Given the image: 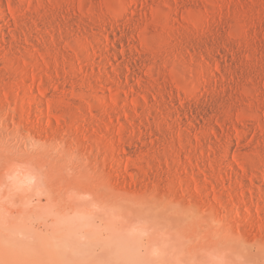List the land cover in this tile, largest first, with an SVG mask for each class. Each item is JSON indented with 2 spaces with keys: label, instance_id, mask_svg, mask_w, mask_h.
<instances>
[{
  "label": "bare ground",
  "instance_id": "obj_1",
  "mask_svg": "<svg viewBox=\"0 0 264 264\" xmlns=\"http://www.w3.org/2000/svg\"><path fill=\"white\" fill-rule=\"evenodd\" d=\"M228 2L0 0V214L43 226L0 264H264V8Z\"/></svg>",
  "mask_w": 264,
  "mask_h": 264
},
{
  "label": "rangeland",
  "instance_id": "obj_2",
  "mask_svg": "<svg viewBox=\"0 0 264 264\" xmlns=\"http://www.w3.org/2000/svg\"><path fill=\"white\" fill-rule=\"evenodd\" d=\"M209 1H212V2L215 3V4L212 3L213 6H215L216 4H217V5L220 4V3H218V0H209ZM228 1H229V2H228ZM228 1L226 0V2L230 3V4L233 6L234 4L238 3L239 0H238V1H237V0H233V1H237V2H232V0H228ZM250 1H251V0H245V1H244L245 3H244L242 0H240L239 3L241 4V2H242V4L244 3V5H242V4H241V5H240V4L237 5V4H236V6H233V7H234V8H237V6H240V7H238L239 9L237 8L238 11L240 10V11L244 12V11H245L244 8H247V9H248L249 6H250V9L252 8L253 4H250V3L254 2V0H252V2H250ZM256 1L259 3V4H257V6H256L257 8H258V7H259V8H260V7H263V8H264V5H263L264 2H262L263 0H261V1H260V0H256ZM259 1H260V2H259ZM194 2H195V1H194ZM231 2L234 3V4H232ZM261 3H262V4H261ZM249 4H250V5H249ZM260 4H261V5H260ZM217 5H216V6H217ZM248 5H249V6H248ZM251 5H252V6H251ZM218 6H219V5H218ZM220 6H221V5H220ZM220 6H219V7H220ZM243 6H244V8H243ZM245 6H246V7H245ZM247 6H248V7H247ZM191 8H193V10H194V11L197 13V15H199V16H203L204 13L206 14L203 5L200 4L199 2H198V3H196V2H195V3H192ZM216 8H217V7H216ZM241 8H242V10H241ZM263 8H260V11H261V9H263ZM247 9H246V10H247ZM253 9H254V8H253ZM253 9H252V10H253ZM254 10H255V9H254ZM263 10H264V9H263ZM223 11H225V10H222V15H223L222 17H224V16H225V13L227 12V11H226V12H224V14H223ZM263 12H264V11H263ZM202 13H203V15H202ZM228 13H229V12H227V13H226V17H224V19L226 18V19L224 20V23H225L226 21H228V19L230 18V14H228ZM216 16H217V15H216ZM220 16H221V14H219V16H218V20H217V21H223V19H222ZM227 17H228V18H227ZM220 18H221V19H220ZM234 20H235V19H234ZM230 22L233 23V19H232V21L229 19V24H230ZM232 23L229 25L228 22H226V26H227V24H228V25H229L228 28H232L233 31H234L235 29H238V30H239V27H240V26H239V23H237V21H234L233 24H232ZM237 24H238V25H237ZM233 28H234V29H233ZM232 30H231V31H232ZM253 35H254V34H253ZM259 35H260V34H259ZM226 37H227V36H226ZM260 38H261V42H262L263 40H262L261 35H260L259 39H260ZM235 39H236V41H237L238 38H235ZM235 39L232 38V40H234V41H235ZM256 39H257V38H256ZM259 39H258V42H259ZM223 48H225V47L223 46ZM260 89H261V90H258V88H256V90L254 89L255 91H253V92H256V93L258 94L260 91L264 90V85H261V86H260ZM258 91H259V92H258ZM245 109H246V108H245ZM127 176H128V175H127ZM28 184H29V182H28L27 184H24V186L27 187ZM144 185H145V184H140V183H139V185H138V186L140 187L139 189L141 190V188H142L143 191H147V189H148V191L151 190V191H149V193H152V192H153L154 189H151V188H153V186H151V184H148V186L150 185V189H149V187L147 188V187H145L146 185H145V186H144ZM164 185H165V184H164ZM115 187H116V186H115ZM112 189H113V188H112ZM115 190H116V189H115ZM141 191H142V190H141ZM141 191H140V192H141ZM143 191H142V192H143ZM148 191H147V193H148ZM157 192H158L159 195L156 194ZM157 192H156V190H155V194H156L159 198L162 196L160 193H164L163 191L161 192V190H158ZM170 192H171V191H170ZM178 192H179V191H175V192H174L173 190H172V192H171V193H173V195H174V193H176V194L174 195L175 199H176L177 197L180 199V194H179ZM177 193H178V196H177ZM160 195H161V196H160ZM164 196L166 197L165 194H164ZM32 197H33V198H32ZM32 197H30V198L28 199L26 205L31 206V204L33 205V203L36 204L37 200H36L35 196H32ZM31 199H32V200H31ZM162 199H163V201H164V199H166V198H163V196H162ZM33 200H34V201H33ZM32 201H33V203H32ZM35 201H36V202H35ZM28 202H29L30 204H29ZM42 202H43V200H42ZM0 218H1L2 221H4V219H5V222H7V221H11V220H12V221H17V222H19V221H21V220H22V221H25V220H26L29 224H30V223L32 222V220H33V221H34V225L36 226V227H35V226H34V227H35L36 229H38V228H39L40 230L43 229V226L41 227V223H39V224L37 225V221H38V220H36V219L34 220V219L31 218L30 216H27V214L24 213V212H22V213H16L15 211H14V212H3V213L0 214ZM70 220H72V219H70ZM2 221L0 222V235H2V234H4V233H8V232H10V231H8V230L6 229V226H7V225H6L5 223H3ZM26 221H25V222H26ZM27 222H26V223H27ZM35 222H36V223H35ZM209 222H211L210 219H209ZM213 222H214V223H212V225L215 224V227H218V226L220 227V226H221L220 220H214ZM216 222L218 223L217 226H216V224H217ZM3 225H4V226H3ZM40 227H41V228H40ZM213 227H214V226H213ZM233 227H234V226H233ZM85 228H86V227H83L82 229L84 230ZM39 229H38V230H39ZM202 229H203V231H202ZM205 229L207 230L208 228H201V229H199V230L197 231V233H196V234H198V235L195 234V237L192 236L193 240L191 239V241H192L193 243H192L190 240H189L190 242L187 241V243H185L184 247L186 248V251L188 250V247H189V250H188V251L192 252V250H194L193 253H195V251L197 250V248H199V247L202 248L203 243H204V246H205L206 244L208 245V243L211 242V239H212V241H213L214 238H216L215 236L213 237V235H211V237H210V234H209L210 232H207ZM209 229H211V228H209ZM138 231H140V230H138ZM138 231H137V233H138L139 235H140V233H141V237H144V238H145V235H146L147 232L144 231V230H143V231L141 230L142 232H138ZM199 231H200V233H199ZM1 232H2V233H1ZM145 232H146V233H145ZM206 232H207V233H206ZM10 233H11V232H10ZM234 233H235V235H234L235 237H236V235L238 236V234H237L238 232H237V231H234ZM142 234H143V235H142ZM144 234H145V235H144ZM207 234L209 235V238H208V235H207ZM11 235H12L13 237L17 238V239H21V240H23V241H26V240L29 241V238H26L27 235H26L24 232H21V231H19V230H18V231L16 230L15 232H12ZM205 235H206L207 237H206ZM78 236L80 237L81 234H79ZM243 237H244V240H246V241L243 240ZM243 237H242V236L240 237V239H241V240H240V244H243V245H244V247H242V248L245 249V251L247 250L248 253L251 252L250 250H252L251 254L255 253V251H256L255 249H257V243L254 242V243L252 244V241H250L253 237H252V238H247L248 240L246 239V237H245L244 235H243ZM205 238H206V240H205ZM238 238H239V237H238ZM203 240H204V241H203ZM205 241H206V243H205ZM242 241H243V242H242ZM253 241H254V240H253ZM202 242H203V243H202ZM228 242H230V241L228 240ZM231 242H232V240H231ZM245 242H246V243L249 242V243H247V245H249V246L246 245V247H245V244H246ZM195 243H196V244H195ZM255 243H256V244H255ZM189 244H190V246H189ZM229 244H231V243H229ZM250 244H251V246H250ZM186 245H187V246H186ZM195 245L197 246L196 248H195ZM253 245H254V246H253ZM192 246H194L193 248H195V249H192ZM200 248H199L198 250H201ZM203 248H204V247H203ZM134 249H135V248L130 249V251H129V249L126 250V253H127V255H128V256H126V259L120 260L121 258H119V259L117 258L118 260H115V258H114L115 256H111L110 259H107V262H108V263H106V260H105V262H103V263H104V264H117V263H119V264H138V263H139V264H141V263H142V264H148L147 261H145L144 259L141 260V259L139 258V256L142 255V254L144 253L143 247L141 248V251H142L141 253L138 251V247H137L135 250H134ZM249 249H250V250H249ZM127 251H128V252H127ZM131 251H132V252H131ZM134 252H136V253H134ZM138 252H139V253H138ZM193 253H192V255H193ZM131 254H132V255H131ZM138 254H139V255H138ZM130 255H131V258H130ZM134 255H135V256L138 255L136 259L134 258V257H135ZM112 257H113L114 260L112 259ZM129 258H130V259H129ZM132 259H133V260H132ZM109 260H110V262H109ZM115 261H116V262L118 261V262L116 263ZM119 261H120L121 263H120ZM143 261H144L145 263H144ZM137 262H138V263H137ZM103 263H100V264H103Z\"/></svg>",
  "mask_w": 264,
  "mask_h": 264
}]
</instances>
